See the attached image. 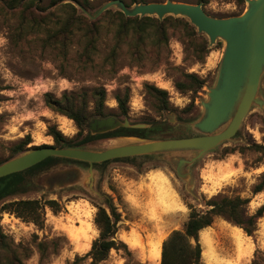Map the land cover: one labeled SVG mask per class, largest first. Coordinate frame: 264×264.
Listing matches in <instances>:
<instances>
[{"label":"rangeland","instance_id":"374dc122","mask_svg":"<svg viewBox=\"0 0 264 264\" xmlns=\"http://www.w3.org/2000/svg\"><path fill=\"white\" fill-rule=\"evenodd\" d=\"M37 1L44 7L49 0ZM107 1L90 0L89 11L95 13ZM152 1L165 0L141 2ZM174 1L197 3V0ZM246 6V1L238 5L234 0H208L203 8L210 16L228 17L242 13ZM16 25L14 15L0 11L1 163L14 156H11V148L26 134L31 138L28 147L52 145L53 139L46 133L48 125H56L68 137L76 134L73 120L68 118L70 126L67 129L63 123L67 117L45 105L46 92L59 97L64 91L84 89L90 94L92 88L103 86L106 91L105 116L126 118L132 124L158 123L154 136L157 132L174 137L189 134L186 123L201 114V102L207 100L208 89L215 83L225 46L220 38L210 45L207 36L195 29L206 39L209 48L200 61L193 56L191 48H186L177 36L171 35L168 59L159 68L149 70L132 65L121 54L119 71L108 79L101 76L97 68L82 69L71 55L62 59L53 51L42 49L33 35L15 37ZM109 44L108 38L101 41L102 54ZM186 73H195L205 80L197 93L180 92L175 87L176 81L187 82ZM145 84L165 89L174 109L158 110L157 102L146 92ZM124 88L129 89L128 117L118 114L114 99L115 93L123 92ZM260 92L264 100V72L260 78ZM112 142L97 138L86 145L101 148ZM252 143L264 144V104L262 107L253 106L247 112L233 139L220 143L189 166L190 182L179 177L164 158L137 157L134 160H111L97 166L98 174L92 182H86V176L82 174L83 182L59 187L51 178L68 164L59 161L55 168L30 174L24 189L8 196L5 202L39 199L45 204L53 199L62 206L61 210L54 212L45 204L44 224L38 228L34 223L0 209V232L14 244L29 248L30 256L25 264H38L36 243L39 240L48 244L45 264H66L89 250L92 240L98 236L93 218L99 206L106 207L105 200L109 198L120 214L116 236L126 244L128 252L111 249L102 264H157L151 260L152 253L161 247L173 229L182 228L189 213L188 203L203 208L205 200L213 196L240 195L250 198L249 213L264 203V190L252 193L253 185L264 171V157L252 148ZM228 150L232 152L226 153ZM188 183H191L190 188ZM2 204L0 202V208ZM199 238L202 264H264V215L258 219L257 229L251 236L219 217L200 232ZM131 241L137 245L132 246ZM82 243L88 245L77 248ZM53 247H56V253H51Z\"/></svg>","mask_w":264,"mask_h":264},{"label":"trees","instance_id":"16d2710c","mask_svg":"<svg viewBox=\"0 0 264 264\" xmlns=\"http://www.w3.org/2000/svg\"><path fill=\"white\" fill-rule=\"evenodd\" d=\"M124 1L127 5H131L144 0ZM234 1L240 5L246 0ZM74 2L87 10L91 8L90 0H49L48 5L44 7L40 6L37 0H0V11L11 13L17 18L15 37L24 38L33 35L42 49L53 51L62 59H67L71 55V58L82 69L97 68L100 75L108 79L115 77L119 71L121 54H124L132 65L149 70L159 68L168 59L171 35L177 36L186 48H191L197 60L202 61L209 52L206 39L197 34L195 28L184 17L167 15L163 19H158L149 15L125 16L120 10L109 8L97 17L91 18L83 13ZM197 2H201L204 6L208 0H197ZM104 38H108L110 44L107 51L102 54L100 43ZM184 75L187 82L176 81L174 83L180 92L197 93L205 84V80L195 73ZM144 86L146 92L156 100L158 110L171 111L174 109L165 89L150 84ZM105 98L106 91L103 86L92 88L90 94L84 89L77 92L64 91L59 97L51 92L44 93L45 105L73 120L77 127L76 134L68 137L56 125H48L46 133L52 137V145L84 147L97 138L117 135H136L147 138L174 137L164 132H157L158 136H154L158 123L143 128L119 127L105 133L90 134L85 128V123L91 117L106 115ZM114 99L117 103L118 114L128 117L129 89L124 88L123 92L115 93ZM90 101L92 102L91 108H89ZM190 105H193V102ZM190 135L193 134L180 136ZM30 143V135L26 134L11 148V156L27 149ZM251 146L264 157V144L252 143ZM228 152L232 150L226 151ZM137 157L105 160L94 163L93 167L104 165L111 160H134ZM139 157L148 158L150 156ZM59 161L88 166V162L85 161L51 156L24 170L2 176L0 177V202L3 204L0 209L42 228L45 204L54 212L61 210L62 206L56 200H47L44 204L39 199H16L7 202L5 199L24 189V184L30 174L48 169ZM263 190L264 171L259 174L253 185L252 193L256 194ZM249 202V197L224 195L213 196L205 200L203 208L188 203L189 213L182 228L173 229L162 241L159 264H202L200 232L219 217L240 227L247 235H253L257 229L258 219L264 215V203L254 212L249 213ZM105 204L106 207H98L93 218L98 229V236L92 240L89 250L82 256L77 255L66 264H81V261H86L85 264H102L108 258L111 249H123L128 252L126 244L116 236L120 214L109 198L105 200ZM34 237L37 238L36 235ZM36 247L39 252L38 264H45L44 259L49 253L47 242L39 240ZM51 253H56V247L52 248ZM29 256V248L14 244L10 238L0 232V264H25Z\"/></svg>","mask_w":264,"mask_h":264},{"label":"water","instance_id":"95a60500","mask_svg":"<svg viewBox=\"0 0 264 264\" xmlns=\"http://www.w3.org/2000/svg\"><path fill=\"white\" fill-rule=\"evenodd\" d=\"M246 2L247 6L242 13L228 17L210 16L201 2L165 0L127 5L124 0H109L95 13L74 2L91 18L111 7L120 10L125 16L149 15L163 19L172 15L186 18L198 33L207 36L210 45L218 38L225 42L215 83L208 89L207 100L201 102V114L186 123L188 133L193 135L171 138L109 136L104 139L113 142L101 148H91L87 145L28 147L0 163V177L24 170L51 156L88 162L86 167L68 163L63 169H59L51 180L61 187L83 182L82 174H85L86 182L94 181L98 174L97 168L93 167L94 163L120 157L149 155L164 158L179 177L190 182L189 166L220 143L233 139L247 112L253 106L262 107L264 104L260 92V78L264 72V0ZM148 126L143 123L132 124L128 119H120L115 115L91 117L85 123V128L92 135L119 127ZM86 187L94 192L90 186ZM190 187L191 183H188V188Z\"/></svg>","mask_w":264,"mask_h":264},{"label":"bare ground","instance_id":"6f19581e","mask_svg":"<svg viewBox=\"0 0 264 264\" xmlns=\"http://www.w3.org/2000/svg\"><path fill=\"white\" fill-rule=\"evenodd\" d=\"M155 78V77H154ZM155 80V79H154ZM62 117V116H61ZM63 123L65 124V126L67 127V129L69 128L68 126H70V120L67 118L63 119ZM64 126V128H65ZM87 241V240H86ZM132 246H136V242L135 241H131L130 243ZM88 244L82 243L81 245L77 246V248L79 249H83L87 246ZM89 247V246H88ZM154 248V247H153ZM159 259H160V247L158 249H156L153 253H152V259L153 262H156L157 264H159Z\"/></svg>","mask_w":264,"mask_h":264}]
</instances>
